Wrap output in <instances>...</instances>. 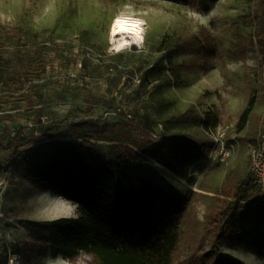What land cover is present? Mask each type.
<instances>
[{"label": "rangeland", "instance_id": "374dc122", "mask_svg": "<svg viewBox=\"0 0 264 264\" xmlns=\"http://www.w3.org/2000/svg\"><path fill=\"white\" fill-rule=\"evenodd\" d=\"M257 2L210 0L204 9H191L183 0H0V66L19 73L16 55L27 59L38 46L46 47V72L27 86H36L46 105L45 127L84 118L114 124L131 115L133 124L159 136L207 137L213 142L209 157L192 165L186 180L153 163L135 167L129 193L136 208L174 194L213 197L226 183L233 188V181L251 175V152L264 133L263 62L254 38ZM121 12L144 21V43L140 49L109 53V32ZM201 28L215 37L219 51L208 73H182L177 80L167 72L165 80L143 92L141 71L169 59L174 65L184 64L193 55L171 49L198 36ZM10 30H17L20 37L7 36ZM188 111L219 114V124L210 130L225 133L233 147L228 165L215 161L210 130L194 121L173 120ZM26 125L27 133H39L37 125L27 120L0 124V133L7 131L11 137ZM96 143L113 157V144ZM13 152L0 150V248L16 245L22 251L11 256L10 264H96L87 254L74 261L52 257L48 245L54 231L35 225L78 218L77 207L32 184ZM208 204L202 199L196 204L201 220ZM240 227L257 231L251 225ZM256 236L263 246L253 244L254 236L247 235L244 242L224 245L222 250L242 264H264V229Z\"/></svg>", "mask_w": 264, "mask_h": 264}, {"label": "trees", "instance_id": "16d2710c", "mask_svg": "<svg viewBox=\"0 0 264 264\" xmlns=\"http://www.w3.org/2000/svg\"><path fill=\"white\" fill-rule=\"evenodd\" d=\"M183 1L191 9H204L210 0ZM253 18L264 74V0L256 3ZM7 36L19 38L20 34L10 30ZM173 51L193 57L182 65L169 59L141 71L143 92L154 82L165 80L167 72L177 80L182 73L207 74L219 55L215 37L205 28L198 36L181 41ZM45 52L46 47L40 45L27 59L16 55L19 73L0 66V124L27 120L39 128V133H27L29 125L21 126L11 137L7 131L0 133V150L14 151L13 159L22 161L32 184L77 207L78 218L35 225L54 231L48 245L54 259L74 261L87 254L96 264H242L222 247L244 242L247 235L254 236L253 244L263 246L255 234L264 229V190L251 175L233 181V188L226 183L213 197L174 194L136 208L129 193L135 167L153 163L186 180L191 166L209 157L213 142L207 137L176 134L160 135L162 138L156 140V133L125 118L114 124L67 119L45 127L42 96L36 86L27 87L45 74ZM173 120L194 121L206 130L215 129L220 121L218 113L201 116L194 111ZM98 141L113 144L112 158ZM200 199L209 202L203 220L196 205ZM240 225H251L257 231L242 230ZM21 254L20 247L5 244L0 248V264H10L12 255Z\"/></svg>", "mask_w": 264, "mask_h": 264}, {"label": "clouds", "instance_id": "9594fccd", "mask_svg": "<svg viewBox=\"0 0 264 264\" xmlns=\"http://www.w3.org/2000/svg\"><path fill=\"white\" fill-rule=\"evenodd\" d=\"M144 21L133 14L121 12L115 17L109 32V53L130 51L133 45L140 49L144 42ZM119 35V39H117Z\"/></svg>", "mask_w": 264, "mask_h": 264}, {"label": "built area", "instance_id": "2783aa9c", "mask_svg": "<svg viewBox=\"0 0 264 264\" xmlns=\"http://www.w3.org/2000/svg\"><path fill=\"white\" fill-rule=\"evenodd\" d=\"M125 120L132 123V116L128 115ZM207 135H213L216 147L215 161L221 165H228L233 159V147L225 140V133L218 132L216 135L210 130ZM154 139L162 137L154 134ZM251 177L254 182L264 190V133L259 137L257 145L251 152Z\"/></svg>", "mask_w": 264, "mask_h": 264}, {"label": "bare ground", "instance_id": "6f19581e", "mask_svg": "<svg viewBox=\"0 0 264 264\" xmlns=\"http://www.w3.org/2000/svg\"><path fill=\"white\" fill-rule=\"evenodd\" d=\"M116 38H117V39H119V35H117V37H116ZM143 43H144V42H143ZM133 46H135V45H133ZM54 215H55V214H54ZM54 215H53V216H54Z\"/></svg>", "mask_w": 264, "mask_h": 264}, {"label": "crops", "instance_id": "0c3cea01", "mask_svg": "<svg viewBox=\"0 0 264 264\" xmlns=\"http://www.w3.org/2000/svg\"><path fill=\"white\" fill-rule=\"evenodd\" d=\"M199 163V162H198Z\"/></svg>", "mask_w": 264, "mask_h": 264}]
</instances>
